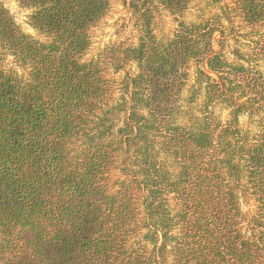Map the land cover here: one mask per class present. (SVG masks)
<instances>
[{"label":"trees","instance_id":"1","mask_svg":"<svg viewBox=\"0 0 264 264\" xmlns=\"http://www.w3.org/2000/svg\"><path fill=\"white\" fill-rule=\"evenodd\" d=\"M16 1L45 40L0 1V61L23 69L0 64V264H264V0L196 22L189 0H130L136 70L117 99L83 59L110 0ZM231 12L252 57L223 53Z\"/></svg>","mask_w":264,"mask_h":264},{"label":"rangeland","instance_id":"2","mask_svg":"<svg viewBox=\"0 0 264 264\" xmlns=\"http://www.w3.org/2000/svg\"><path fill=\"white\" fill-rule=\"evenodd\" d=\"M0 1L10 11L15 21L24 32L37 39L45 40V36L37 32L27 23L29 10L19 7L16 0ZM129 1L130 0H110V7L105 16L89 31L91 44L88 51L83 56L84 60H99L104 77L109 79L113 84L115 99L120 96L123 77L126 73L132 75L136 70V66L132 62H126L120 57V50L126 46L135 45L139 36L136 21L129 8ZM226 5L230 8L232 0H221L216 6H211L208 0H189L183 19L186 22H196L200 19L210 17L214 13L222 14L220 7ZM228 15L231 20V27L226 29V36L222 37L225 39L223 53L229 61L234 60V56L232 55L234 50H239L241 53H244L247 58L250 56L252 57L251 48L253 46V40H255L256 37L248 34L249 30L240 25L239 19L234 13L231 12ZM221 23L225 27L228 25V21L225 17H221ZM153 28L158 36H168L171 35L175 28V21L166 11L158 9L154 15ZM230 28H232V32ZM214 38L218 40L221 38V35L216 32ZM215 50H219L217 44H215ZM1 56L2 53L0 50V58ZM0 64L6 68L14 69L18 73L23 71L10 56H5L4 59L0 61ZM254 65L264 74L263 61H258ZM192 81L193 74L190 72L186 89L192 84ZM116 176H118V173L114 172L111 176V180ZM241 207L246 216H252L255 210V204L248 194L241 197Z\"/></svg>","mask_w":264,"mask_h":264}]
</instances>
